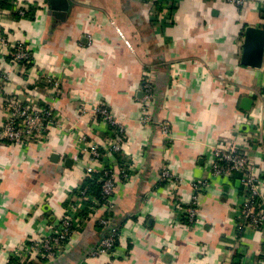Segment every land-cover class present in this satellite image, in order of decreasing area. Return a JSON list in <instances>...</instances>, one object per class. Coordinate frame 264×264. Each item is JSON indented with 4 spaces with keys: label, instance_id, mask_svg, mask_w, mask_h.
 I'll return each mask as SVG.
<instances>
[{
    "label": "crops",
    "instance_id": "0c3cea01",
    "mask_svg": "<svg viewBox=\"0 0 264 264\" xmlns=\"http://www.w3.org/2000/svg\"><path fill=\"white\" fill-rule=\"evenodd\" d=\"M19 1L39 7L31 16L1 13L0 31L31 46L38 73L27 79L0 46V64L9 72L6 93L54 103L64 127L28 146L0 141V264H17L11 252L49 232L63 214L68 194L85 178L88 142L107 146L108 125L94 117L101 103L125 125L135 170L114 193L119 241L113 253L93 254L106 230L91 220L62 256L45 264H264V232L239 223L237 181L212 179L200 220L188 224L176 218L162 176L164 168L176 174L178 197L190 199L214 144L244 140L234 130L242 114L258 122L249 140L264 174V58L260 67L242 63L246 27H264V0L243 6L175 0L174 22L160 21L157 0ZM43 74L60 80L58 100ZM147 75L155 93L150 124L140 120ZM245 97L253 99L248 109ZM164 120L173 142L162 132ZM241 129L248 131L247 124ZM119 155L106 158L117 164L125 159Z\"/></svg>",
    "mask_w": 264,
    "mask_h": 264
},
{
    "label": "built area",
    "instance_id": "2783aa9c",
    "mask_svg": "<svg viewBox=\"0 0 264 264\" xmlns=\"http://www.w3.org/2000/svg\"><path fill=\"white\" fill-rule=\"evenodd\" d=\"M2 1L0 0V14L7 12L2 6ZM225 1L243 6L247 0ZM157 2L163 11L159 17L160 21L163 22L164 18H168L170 22H174L176 1L157 0ZM13 3L14 11L19 16L31 15L34 9L39 7L37 3L22 4L19 0H14ZM15 39V41L11 40L4 31H0V46L3 50L4 47L7 49L8 63L17 70L23 71L29 79L32 73L35 74V71L38 73V65L31 46L23 39ZM8 78L9 72L0 64V141L28 146L48 140L55 128L64 127L54 103L47 104L33 96H28L29 99L24 100L14 93H6L5 84ZM43 82L53 99L58 100L61 93L60 80L50 74H43ZM154 98V84L147 75L143 82L141 98L140 120L144 124L154 121L152 118ZM94 117L108 125L109 141L103 149L95 142H88L83 148L88 154L85 177L101 172L104 201L100 202L82 189L80 191L82 195L75 197V189L81 188L82 182L79 183L68 194L63 214L59 219L51 221L50 231L40 232L34 238H27L21 246L11 252V258L17 264H45L59 258L70 247L76 234L82 232L91 220H94L98 227L106 230L105 236L100 240L93 254L113 253L120 236V226L115 224L112 213L115 208V189L119 181L131 180L135 170L132 165V154L128 150L125 125L117 119L108 106L102 103L95 109ZM241 123L247 124L248 131L241 129ZM257 123L254 117L242 114L234 130L239 134L243 133L244 140L240 143L226 140L214 144L209 169L204 177L193 181V192L188 200L181 199L177 195L180 179L176 174L167 168L163 169L162 176L167 181L169 204L176 211L178 221L188 224L198 222L201 218V197L210 187L211 180L216 177H227L237 181L240 186L239 223L242 230L253 229L264 232V174L258 171L259 159L251 154L253 146L249 140L253 132L256 133L260 129ZM159 124L166 139L173 142L174 133L170 122L164 120ZM117 152L123 153L126 158L122 164H114L106 158ZM102 210L105 212L102 213Z\"/></svg>",
    "mask_w": 264,
    "mask_h": 264
},
{
    "label": "water",
    "instance_id": "95a60500",
    "mask_svg": "<svg viewBox=\"0 0 264 264\" xmlns=\"http://www.w3.org/2000/svg\"><path fill=\"white\" fill-rule=\"evenodd\" d=\"M244 36L242 63L253 67L262 66L264 58V27L259 25L247 26ZM252 101L251 97H245L242 106L248 109Z\"/></svg>",
    "mask_w": 264,
    "mask_h": 264
},
{
    "label": "trees",
    "instance_id": "16d2710c",
    "mask_svg": "<svg viewBox=\"0 0 264 264\" xmlns=\"http://www.w3.org/2000/svg\"><path fill=\"white\" fill-rule=\"evenodd\" d=\"M13 2H14V0H3L2 6L5 9L12 11V10H14V3ZM29 16H31V15H29ZM262 16L264 17V12H262ZM116 154H117V156H118V154H120L119 156L123 155V153H121V152H117ZM123 157H125V156H123ZM125 159L120 160L119 163L122 164L125 161ZM81 189L85 190L86 194H89V195L95 197L100 202H103L104 201V198H103L104 197V195H103V176H102L101 172H96L90 176H86L81 183V188L75 189V191H74L75 197H79L80 195H82L80 192ZM88 204L90 205L91 203L89 202ZM27 264H30V263H27Z\"/></svg>",
    "mask_w": 264,
    "mask_h": 264
}]
</instances>
